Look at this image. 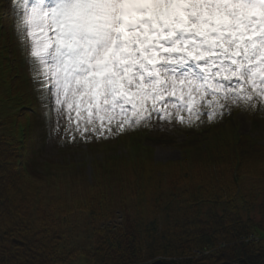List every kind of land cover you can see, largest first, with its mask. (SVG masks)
Listing matches in <instances>:
<instances>
[{
    "label": "snow or ice",
    "instance_id": "obj_1",
    "mask_svg": "<svg viewBox=\"0 0 264 264\" xmlns=\"http://www.w3.org/2000/svg\"><path fill=\"white\" fill-rule=\"evenodd\" d=\"M7 6L11 23H0V34L11 32L16 44L11 53L0 49V127L14 110L22 125L15 135L36 156L52 139L63 147L141 130L147 139L191 132L205 118L231 125L234 112L241 128L245 115L264 118V0H7ZM160 159L170 164L174 155L162 152ZM133 243L123 250L127 256L94 264H155L140 257L147 244Z\"/></svg>",
    "mask_w": 264,
    "mask_h": 264
},
{
    "label": "trees",
    "instance_id": "obj_2",
    "mask_svg": "<svg viewBox=\"0 0 264 264\" xmlns=\"http://www.w3.org/2000/svg\"><path fill=\"white\" fill-rule=\"evenodd\" d=\"M6 12L0 6V16ZM15 44L11 32L0 34V49L6 46L11 53ZM11 111L0 127V264H94L127 256L123 250L134 248L137 239L148 245L140 248V257L155 264L264 261V204L251 203L261 191L242 184L246 179L264 183V160L250 161L230 139L221 142L219 128L215 139L192 137L175 163L155 164L138 155L145 152L142 147L125 161H96L94 178L82 185L74 163L44 160L43 145L36 156L26 142L29 157L20 165L12 162L11 150L20 144L7 125ZM98 146L88 149L106 153ZM255 208L257 221L250 216ZM249 234L259 242L238 243Z\"/></svg>",
    "mask_w": 264,
    "mask_h": 264
},
{
    "label": "rangeland",
    "instance_id": "obj_3",
    "mask_svg": "<svg viewBox=\"0 0 264 264\" xmlns=\"http://www.w3.org/2000/svg\"><path fill=\"white\" fill-rule=\"evenodd\" d=\"M236 112H234L233 116H232V122L235 123L236 125H238V130L240 131L241 134L243 135H252V136H256L259 138V142L264 146V122H261V125L258 126L257 130L256 127H254V125H252V123H255L256 120L262 118L261 114H257L255 117L252 115H245L244 117V127L241 128L240 127V121H238L236 119L237 115H235ZM264 120V118H262ZM254 128V129H253ZM172 135V138L168 139L169 142H165L162 141L163 140V136L165 135L164 133H159L157 132L155 135H153L152 139L150 140H156V141H150L148 146L151 147L154 151L153 154V159L155 162L157 163H162L161 159H160V154L162 152H169L172 153L174 155V163L180 160V156H181V151L178 148V145L182 144V142L184 140H186V138L188 136H186V134L183 132V129H179L178 132H172L169 133ZM167 140V141H168ZM67 143V141H65ZM115 142L114 140L112 141V143ZM46 146H45V156H54L56 158L57 161L59 162H64L67 159L69 160V162H72L74 164L77 165L79 172L82 174L81 177V182L83 185V181L87 182L89 180V176L92 177V179L94 178L92 176V171H91V163L92 161L95 160V158L99 159V156L97 157V153L95 156V152L94 150L90 151V152H86V148L83 146L84 144H82V146L79 147H73L72 150H70L69 152L67 151V154H60L59 156L57 155L58 152H56V146L60 147L59 145L61 144V141L58 139H52V140H48L46 142ZM119 153L115 155V157L118 156H122L121 154V149H118ZM62 156L64 157V159H62ZM66 164V163H65ZM46 173H48V171H46ZM49 174V173H48ZM59 181V180H57ZM245 183L243 186L245 187L246 190H250V192L254 189L257 191H261L259 194H257V197L255 200H251L252 204H257V207L264 204V183L263 182H252L251 180H243L242 184ZM259 208V207H258ZM250 216L253 217V219H255L256 221L259 220V216L257 214V208L254 209V211L252 210V212L250 213ZM246 218V217H245ZM244 218V219H245Z\"/></svg>",
    "mask_w": 264,
    "mask_h": 264
}]
</instances>
